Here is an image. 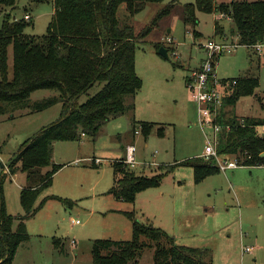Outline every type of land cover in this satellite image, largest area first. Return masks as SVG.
Here are the masks:
<instances>
[{
	"label": "rangeland",
	"instance_id": "374dc122",
	"mask_svg": "<svg viewBox=\"0 0 264 264\" xmlns=\"http://www.w3.org/2000/svg\"><path fill=\"white\" fill-rule=\"evenodd\" d=\"M245 1L264 0H215L219 6ZM171 2L148 4L136 14L132 18L136 32L152 26ZM193 2L178 0L176 7L138 44L135 64L143 87L136 97L134 115L112 119L95 139L86 136L54 145L53 163L67 166L37 199L35 208L43 206L25 221L30 238L18 247L12 264H93L95 242L132 241L135 221L163 230L179 246L211 250L213 264H264V165L238 166L196 182L194 168L185 164L198 159L206 163L205 134L213 138L212 128L199 125V105L192 99L186 79L196 63L205 59L202 44L221 38L231 42L238 39L232 35L234 24L228 15L197 11L199 24H186L184 6ZM53 10L52 3L17 0L15 9L0 13V28L7 14L17 21L29 14L26 34L42 37L48 32ZM120 12L123 17L126 7H121ZM216 22L220 35L215 34ZM192 31L201 37L195 39ZM156 47L165 48L169 59L159 55ZM9 56L12 77V50ZM215 64L219 80L259 79L254 95L240 98L236 106L225 107L226 117L264 120V45L260 51L240 46ZM97 92L94 87L89 95ZM55 95L52 90H38L31 95V103ZM88 97L83 96L80 103ZM62 110L63 105L56 104L42 112L24 110L13 118H0V180H4L13 232L19 227V218L26 215L21 191L28 183L20 163L15 175L8 172V167L28 139L61 119ZM142 124L152 126L147 135ZM259 133L264 134V127ZM130 145L136 147V168L124 164L117 174L114 166L126 159ZM97 159L103 161L97 163ZM125 175L162 176V180L158 187L139 192L135 203H129L111 193L116 178ZM142 241L147 242L145 238ZM147 244L139 264H156V243ZM245 248L253 252H245Z\"/></svg>",
	"mask_w": 264,
	"mask_h": 264
},
{
	"label": "trees",
	"instance_id": "16d2710c",
	"mask_svg": "<svg viewBox=\"0 0 264 264\" xmlns=\"http://www.w3.org/2000/svg\"><path fill=\"white\" fill-rule=\"evenodd\" d=\"M32 1L52 3L53 18L46 35L32 37L25 32L29 21L11 20L9 14L5 16L0 28V118L6 115L13 118L24 110L42 112L56 104H62L63 110L58 122L24 143L8 167V172L15 175L20 163V170L27 174L28 185L21 191V204L26 215L19 218L16 232L12 228L13 218L6 209L4 180H0V264H12L18 247L29 240L25 221L41 209L43 205L35 208L37 199L52 187L54 176L64 167L53 163L54 145L79 141L86 136L95 139L112 119L128 113L134 115L136 97L143 87L135 64L138 44L176 7L178 0H172L152 26L139 33L132 18L148 4L167 0ZM16 4L17 0H0V13L7 8L15 9ZM123 6L127 13L121 17ZM197 11L228 15L234 24L232 35L238 38L241 46L255 49L264 45V1L219 6L215 0H194L184 6L186 24H199ZM219 26L216 22V35L221 34ZM192 35L197 39L201 34L192 31ZM10 50L13 53L12 77H9ZM236 80L237 86L225 94L224 107L236 106L240 98L254 95L259 87V79L255 77ZM94 87L98 92L90 96ZM38 90H52L57 95L31 103V95ZM86 95L89 96L87 101L80 103ZM226 113H222L219 123L229 125L231 129H224L220 134L219 155L237 159L240 166L264 165V134L259 133L264 120H241L233 115L226 117ZM141 127L147 135L152 126L142 124ZM204 161L206 163L201 159L185 163L194 168L196 182L220 172L213 158H204ZM121 165L124 163L114 166L117 174L121 172ZM44 168L48 169L45 173ZM161 180L162 176L125 175L116 178L111 193L118 199L135 203L139 192L158 187ZM126 214L134 217V214ZM143 238L147 242L142 241ZM147 243H156V264H213L211 250L179 246L163 230L138 221L133 222V240L130 242L96 241L93 264H139L143 248L149 246Z\"/></svg>",
	"mask_w": 264,
	"mask_h": 264
},
{
	"label": "built area",
	"instance_id": "2783aa9c",
	"mask_svg": "<svg viewBox=\"0 0 264 264\" xmlns=\"http://www.w3.org/2000/svg\"><path fill=\"white\" fill-rule=\"evenodd\" d=\"M25 20L30 21L31 16L25 15ZM232 39L221 38L219 41L210 40L201 45L205 52V59L202 60L200 66L192 70L187 79V85L190 90L192 99L199 105V125L202 128L210 127L213 130V138L210 139L205 134L207 146L205 150V159L213 158L220 171L226 172L228 170L236 169L240 163L235 158H224L218 153V144L220 134L224 129L230 131L229 125L224 126L220 124L219 120L224 110L225 94L237 86V80H219L216 75V60L225 54H230L236 51L241 45L238 39L231 42ZM263 45L255 47L256 51H260ZM103 160L97 159V163ZM124 164L131 169L136 168V147L130 145L126 149V159ZM79 224V222H76ZM75 245V241L73 242ZM252 248H246V252H252Z\"/></svg>",
	"mask_w": 264,
	"mask_h": 264
},
{
	"label": "water",
	"instance_id": "95a60500",
	"mask_svg": "<svg viewBox=\"0 0 264 264\" xmlns=\"http://www.w3.org/2000/svg\"><path fill=\"white\" fill-rule=\"evenodd\" d=\"M159 55H161L163 58L165 59H169V56H168V51L165 49V48H161L159 50ZM264 156V155H263Z\"/></svg>",
	"mask_w": 264,
	"mask_h": 264
},
{
	"label": "crops",
	"instance_id": "0c3cea01",
	"mask_svg": "<svg viewBox=\"0 0 264 264\" xmlns=\"http://www.w3.org/2000/svg\"><path fill=\"white\" fill-rule=\"evenodd\" d=\"M201 62H202V61H201ZM201 62H200V63H201ZM200 63H196V65L194 66L193 70L196 69V68H198V67L200 66ZM187 79H188V78H187ZM187 79H186V85H187ZM187 87H188V85H187ZM223 112L226 113V111H225V107H224ZM240 119L242 120V118H240ZM203 158H205V157L203 156ZM216 164H217V163H216ZM63 166L66 167L67 165H63ZM64 167H63V168H64ZM63 168H62V169H63ZM62 169H61V170H62ZM75 245H76V242H75ZM244 250H245V252H246V248H245ZM252 252H253V251H252ZM252 252H248V253H252Z\"/></svg>",
	"mask_w": 264,
	"mask_h": 264
}]
</instances>
